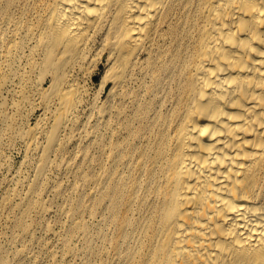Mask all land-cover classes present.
<instances>
[{
    "label": "bare ground",
    "instance_id": "1",
    "mask_svg": "<svg viewBox=\"0 0 264 264\" xmlns=\"http://www.w3.org/2000/svg\"><path fill=\"white\" fill-rule=\"evenodd\" d=\"M6 138L0 264H264V0H0Z\"/></svg>",
    "mask_w": 264,
    "mask_h": 264
},
{
    "label": "rangeland",
    "instance_id": "2",
    "mask_svg": "<svg viewBox=\"0 0 264 264\" xmlns=\"http://www.w3.org/2000/svg\"><path fill=\"white\" fill-rule=\"evenodd\" d=\"M105 68L100 66L95 74L87 75L84 83L89 89L90 96L100 91V82L104 75ZM24 120V127H35L39 122L40 110H35L34 113L28 111ZM33 157L29 158L25 155V144L19 138H6L0 143V186H6L9 180H17L22 176H27L32 170ZM16 231L0 223V241L8 245L9 251H14L19 247V244L11 241L15 236ZM111 230L109 225H104L102 231H95L94 245L96 248H107L109 246L108 239L110 238ZM45 241H48L45 239ZM79 247H81L79 245ZM79 263V262H77Z\"/></svg>",
    "mask_w": 264,
    "mask_h": 264
}]
</instances>
